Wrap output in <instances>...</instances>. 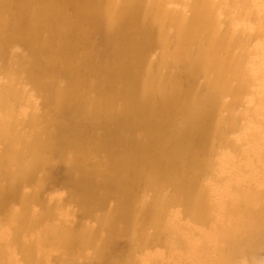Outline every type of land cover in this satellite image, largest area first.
Instances as JSON below:
<instances>
[{
	"label": "rangeland",
	"instance_id": "obj_1",
	"mask_svg": "<svg viewBox=\"0 0 264 264\" xmlns=\"http://www.w3.org/2000/svg\"><path fill=\"white\" fill-rule=\"evenodd\" d=\"M192 1L0 0V86L20 96H3L0 88V116L10 115L14 123L0 132V264H179L173 258L182 249L168 223L217 229L215 219L201 225L217 213L214 188L255 190L264 197V155L246 160L264 148L258 113L263 86L243 71L262 64L255 53L264 50V0L236 8L220 4L210 24L200 18L213 37H235L227 25L242 12L249 45L214 42L203 51L192 37L185 46L177 43V24L188 18ZM202 1L209 6L212 0ZM136 3L150 7L151 18ZM153 27L167 42L151 41ZM209 55L211 63L205 61ZM211 85L214 91L202 95ZM189 89L198 94L188 102L181 98ZM167 94L173 100H163ZM196 101L203 117L192 127L200 128L207 116L209 128L177 139L184 146L162 181L156 165L167 141L164 115L179 128V108ZM243 112L252 115L242 121ZM245 123L262 132L258 139L257 131L242 133ZM136 145L143 156L133 154ZM123 151L131 154L120 166L112 155ZM130 164L159 179L158 186L139 184ZM234 167L233 179L225 177L222 171ZM185 174L194 179L187 198L179 187H189ZM159 195L171 197L164 214ZM142 196L156 203L149 206ZM254 249L243 264H264V235Z\"/></svg>",
	"mask_w": 264,
	"mask_h": 264
},
{
	"label": "bare ground",
	"instance_id": "obj_2",
	"mask_svg": "<svg viewBox=\"0 0 264 264\" xmlns=\"http://www.w3.org/2000/svg\"><path fill=\"white\" fill-rule=\"evenodd\" d=\"M136 1L137 0H134V2ZM238 3H242L241 6H249L250 4L249 0H212L209 6H207L203 3L202 0H193L187 5L189 12L188 18L185 19L181 24H177V34L181 36L180 40H178L177 43L185 46V44L187 43V39L192 37L195 41L198 42L201 51L206 48H212L214 42L216 43L228 41L231 43V45L235 46H249L246 41L247 39L243 36V28L241 29L243 25L239 22L241 20L240 16L243 13L237 10V15H239L238 18L240 20L233 19L237 21L229 22V24L227 25V28L229 30L237 33L235 37H230L226 32L217 33L214 37L210 34L211 26L209 24L211 22L212 15L217 11V7L220 6V4H225V6H232L233 8H236V5ZM137 5L142 6L138 7V10L144 8L148 12L150 18L151 15L154 14L150 7L140 3H138ZM105 6H108V4H105ZM39 17L44 18V14L41 13ZM200 18H203V21L209 24H204V22L201 21ZM0 25L3 26L1 23ZM194 26H199V28L193 29ZM149 36H151V41H157L161 44L167 42L166 36L160 33L154 27L153 31L149 33ZM196 51L197 50H194V53H196ZM257 52L254 53L257 57H259V62H262L261 67L258 69L254 66H243V71L245 76L250 77L251 80L253 78L257 83L263 86L261 87V91H263L264 94V50H262L261 52L259 51L258 53ZM194 58L199 61V58L196 55H194ZM207 58H209V60H207ZM207 58L205 61L211 63L210 55ZM175 63L176 66L180 65L179 60H175ZM168 81L176 82V79L175 77H171L168 78ZM128 82V79L124 80V83L131 90V93L134 95L137 94V89L129 87ZM181 84L180 87H182ZM177 86L178 84L176 85V87ZM0 88L2 89L3 96L8 95L13 97L17 95L18 97H20L14 90L7 88L6 86H0ZM214 89L215 87L212 85L206 86L204 87V90H201V92L203 93L202 95L205 94L206 96H208L214 91ZM194 91L195 94H193L194 92L191 89H189L188 91L185 90V95L181 99H187L188 102L195 99L193 95H197L198 92L196 89H194ZM188 94L191 95L187 96ZM163 100H173V96L167 94V96ZM197 100H200V98H197ZM200 105V102L197 103L196 101L194 105L188 104L179 108L181 111H183L184 116V119L183 121H181L179 128L173 126L174 124L172 122L171 115H164L168 116L167 122L169 124V128L167 129L166 134L163 135V141H167L164 143L163 148H161V163L157 162L156 165L157 168L161 170L162 181L164 180L163 178L165 176H168L171 173L172 157L177 151H179L178 149L181 146H184L183 139H180L179 143L177 142V139L182 137L185 132L191 131V129L201 134H204L208 130L209 123L207 121V116L205 123L202 124L200 128L195 129L192 127L196 124L195 122L199 118L203 117L202 112H200ZM1 106L2 101L0 99V107ZM211 111H213V108L207 110V112L210 113ZM258 113L260 114L259 120L261 121V124L264 125V99L260 101V110H258ZM248 115H252V113H241V120L245 121V118ZM34 117V114L29 116V120L34 121ZM12 123V116H0V132L8 128L13 129L14 123ZM252 123H245V127L242 128V133L244 135H248L251 133L253 134V132L257 131L256 135L258 139L262 132L260 130L251 128L250 124ZM67 128L69 129L65 132V135L69 134L71 130L69 126H67ZM188 133L191 134V132ZM195 135L198 136L197 133H195ZM190 137L191 135L188 138ZM250 139L246 141V143H252L255 141L253 139ZM112 144V142H109L107 145L111 147ZM144 153L145 151L142 150L141 145L135 146V151L133 152L134 155L141 157L144 155ZM130 154L131 153L127 151H123L119 154L114 153L112 155L114 163H117L120 166H125L127 163V156ZM263 155L264 148L257 149L256 154L252 155L246 160L249 163H252L255 159L261 160ZM198 157L201 162L206 161L205 157H203L202 155H199ZM131 158L132 156H130V160H132ZM192 163L194 166H196V162L194 159ZM239 163L240 161H236V164ZM217 165L219 166L220 163L217 162ZM237 170L238 169L234 167L229 172H226L224 170L222 172L225 173V177L233 179V173ZM129 171L131 176H136L140 181L139 184L143 186L156 187V185L159 184V179H157L155 176L139 174L137 166L135 164H130ZM250 172L254 173L255 169L250 170ZM218 175L216 174L217 178ZM251 175H253L254 177H258L259 172ZM183 178L185 184L189 187H179L180 191L184 192L187 198L190 192L194 189V179H192L189 174H185ZM262 182H264V180H262ZM211 195H216L219 199L218 203L216 204L217 213H215L212 217L211 215H209L205 220V223H202L201 225L205 226L210 222L211 219H215V222L218 226L217 229H215L214 231H204L199 226L190 227L176 222L171 224L168 223L166 225L167 231L175 230L177 232L178 239L176 240H178V244L181 246L182 253L181 255L173 258V260L179 262V264H243V258H247L250 254H252V252H254L256 242H258V240H261V237H263L264 235V197L261 194L257 193V191L255 190H241L239 191V193H231L227 188L220 187L218 189H212ZM142 198L144 199L143 203H145L147 199L146 203L149 206L153 205V203H156V200L153 196H150L148 198L142 196ZM170 199L171 197L169 195H164L162 197L161 195H159V201L163 205L162 214L166 212V200ZM172 202L176 201L172 200ZM187 205H190L189 202H187ZM133 211L141 213L146 210L144 208H136ZM187 249L189 250V252L185 253V250ZM2 257L3 255L2 253H0V260L2 259Z\"/></svg>",
	"mask_w": 264,
	"mask_h": 264
}]
</instances>
